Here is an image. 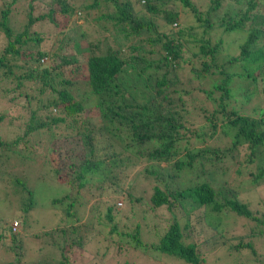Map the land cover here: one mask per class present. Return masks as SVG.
Listing matches in <instances>:
<instances>
[{
	"label": "trees",
	"instance_id": "trees-1",
	"mask_svg": "<svg viewBox=\"0 0 264 264\" xmlns=\"http://www.w3.org/2000/svg\"><path fill=\"white\" fill-rule=\"evenodd\" d=\"M19 1H23L22 14ZM24 1L0 0V83L8 86L2 99L13 103L24 98L20 108L26 114L14 138H0V181L5 177L18 194L22 222L35 204V191L24 176L16 175L9 160L16 157L20 166L35 164L33 155L38 150L32 142L39 138L46 141L39 150L47 151L41 164L51 167L54 180H48L64 190L47 203L57 211L63 227L43 232L44 237L58 233L60 239L72 233L69 248L89 244L88 236L71 226L79 222L85 201L97 197L91 208L95 212L103 208V215L97 213L99 224L102 219L111 223L107 228L110 244H116L114 236L117 243L124 238L127 247L184 264H203L204 256L218 249L230 259L246 250L254 262L264 264L254 250V240L264 238V213L256 215L239 201L237 185L213 188L201 180L205 170L223 173L218 161L235 159L233 149L245 145L247 154L235 172L242 168L253 188L264 184V106L255 110L256 118H250L230 105L236 98L247 101L256 91L255 81L264 80V0H197V4L191 0H82L77 5L51 0L44 10L40 4L32 7L34 0ZM177 4L187 11L184 17L187 13L193 17L195 26L171 27L183 22ZM76 10L92 14L93 24L87 23L79 33L78 25L71 32H61L58 14L71 16ZM154 20L166 29H157ZM226 34H234L233 41H226ZM55 44L59 46L52 50ZM62 47L69 53H63ZM183 68L195 87L179 86L178 72ZM234 79H245L250 85L231 87ZM203 80L209 81V90L200 87ZM194 90L205 96L196 108L207 114L203 116L209 122L207 129L188 120L184 98L191 100V107L196 101ZM213 92H218L217 98ZM3 119L0 114V124ZM207 139L211 144H220L221 139L231 144L220 150L207 145ZM18 150L26 151L25 161ZM131 158L150 166L141 169L153 183L149 208L165 207L171 214H181L182 222L174 218L155 243L141 242L138 225L132 232L121 230L112 222L115 203L101 201L122 189L124 201L138 202L132 181L118 187L126 179L127 165L133 167ZM153 165L158 168L149 170ZM195 170L199 173L193 175ZM181 172L193 175L187 187H182ZM228 217L250 221L256 230L242 232L239 227L227 234L223 219ZM8 230L14 239L16 234ZM19 252L24 254L20 241L14 248L16 264H28Z\"/></svg>",
	"mask_w": 264,
	"mask_h": 264
},
{
	"label": "rangeland",
	"instance_id": "rangeland-1",
	"mask_svg": "<svg viewBox=\"0 0 264 264\" xmlns=\"http://www.w3.org/2000/svg\"><path fill=\"white\" fill-rule=\"evenodd\" d=\"M50 1L51 0H34L32 2V7L40 4L41 6H44L41 10H44L46 4H48ZM68 1L73 5H77L82 2V0ZM191 1L197 4V0ZM200 2L204 3L203 0H200ZM86 3H89V0H86ZM22 5L23 1H19L17 7L20 14L23 12ZM15 6L13 8H15ZM52 7L55 9L54 11L57 10V7L53 5ZM199 7H202V4ZM176 10H179V13L182 17L181 20H183L184 23L180 21L176 26H174V24L171 25L173 29H176L180 24L183 26L186 25V27L196 25L195 20L190 14L187 13V16L184 17L187 11L181 10L180 5H176ZM87 14L90 13H84L83 11L78 10L74 11L71 16L58 14L56 21L60 24V28L62 30L61 32H71V28L78 25L80 26L78 29L79 33L85 29V26H88L87 23L93 24V15ZM15 20L18 21L19 25H21L18 17H16ZM154 23H156V28L160 31H164L166 29V27H164L161 22L154 20ZM223 38L226 41L231 42L235 38V35L226 34L223 36ZM81 44L83 45V43ZM58 46L59 44H55L52 50H56ZM232 47L233 48H230V52L234 53L236 48H234V46ZM154 48L155 47H153L152 50H154ZM148 49L150 50V46ZM62 52L65 54L69 53L66 47H62ZM41 61L45 63L46 59L44 58V60ZM178 75L180 87L191 88L196 86L195 80L190 78L191 74L186 68L180 70ZM216 79L217 78H213V80ZM240 81L241 82H239V79H234L231 83V87H235L236 83H239L242 87L250 85V82H247L245 79ZM208 82L209 81L207 80H203L200 84V87L203 90H209ZM255 86L256 91L250 94V98L247 101L242 102L236 98L235 100H237V102L232 101L230 104L232 106H236L237 109L239 108L242 115L250 118H256L257 115L255 110L264 106V104H262V100L264 99V80H256ZM6 88H8V86L0 83V114L4 116V119L0 124V138L3 140L14 138L22 125L23 118L25 119L26 117L25 112L20 108V106L25 104L24 98L19 97L18 101L13 103L6 102L2 99L3 94L6 92L4 91ZM192 94L196 101H192L191 107V100L184 98L186 102H188V120L193 125L203 126V128L207 129L209 122L207 120L205 121L203 117L207 116V114L203 115L204 112L196 108L198 107L196 102L202 101L205 96L196 91ZM217 96L218 92H213L212 97L217 98ZM209 111L210 106L208 112ZM213 122L217 124L214 119ZM217 127L219 128V126ZM216 136L217 133L213 135L214 138ZM34 140L35 139H31L30 141L32 142ZM211 142V139L206 140L207 145L220 146V150L225 149L228 143L231 144L230 141L227 140L225 142L223 139L220 140V144H211ZM32 143L33 146H35L36 151L38 150L37 154L33 155L35 158L34 162H36L35 164L31 163L27 164L26 166H20V164L17 163L18 160L16 157L10 158L9 160L15 167L16 175L18 177L24 176V179L27 180L28 185H30L35 191V204L33 205L32 211L27 214V218L24 220V222H22V205L20 204V199L17 198L18 194L13 193V186L12 184L5 181V177H3V179L0 181V219H4V224L1 225L0 223V264H16V259L18 258L15 259L14 248L15 244H19V241L21 247L24 248V254H21L22 252H19V254L22 255L23 260L28 264H33L34 261H40L42 262L41 264H59V262H61V264H184L179 260L167 257L162 254H157L150 250H139L127 247L125 245L124 238H121L120 243H117L118 238L114 236L112 240L115 241L116 244L108 243L107 228L111 223H108L102 219L100 220L101 224H99L97 213L99 212L101 215H103V208L101 207L97 212L91 208L92 204L97 203V197L91 199L90 201H85L78 213L79 222L76 224L78 226L75 227V224L71 226V228H75L81 236H88L86 238L89 240V244L83 246V248L81 246L69 248L67 244L73 240L72 233H68L70 235L63 236L60 239L58 237V233L53 234V237L50 236V238L49 236L44 237L43 232H49L50 230L56 229L57 227H63L62 221H60V219L56 216L57 213L55 212L57 211H53L47 206L49 204V198L62 195L64 190L57 184L53 183L54 181L51 182L48 180L49 178H52L50 165L48 163L45 165L41 164V162L44 161V156L46 155L47 151L46 149L43 151L39 150V146L46 145V141L38 138L36 142ZM17 152L19 155H21L20 158L25 161L27 158L26 151L18 150ZM231 153H233L234 157L236 156L235 159L222 158V160L218 161V166H221L224 169L223 173L205 170V176L201 180L210 182L213 188H216V186L219 184H223L224 186L225 183H229L231 187H235V185H237V189L239 190V192L237 191L239 201L246 204L248 209L253 211L256 215L264 213V184L257 188H253L249 185L248 175L245 171H243L242 168H240V173L235 172L237 166L244 162L245 155L247 154L245 145L233 149ZM130 164L133 165V167L127 165L126 179L124 178V181L119 182L118 187H124L126 182L132 181L135 186L134 194L140 198L138 202L129 203L128 201H124L122 189L121 191L117 192V194L114 192L108 199L101 197V201L104 202L105 205L112 202L115 203L114 206L116 212L113 213L112 222H117V224L120 225L121 230L132 232L133 229L138 225L137 228L140 232L141 242L155 243L157 235L160 234L162 230L166 228V225L171 223L174 218L180 223L182 222V219L180 218L181 214H171L165 209V207H160L153 210L150 209L148 197L153 183L151 178H146L143 176V172H141V169L146 163H142L131 158ZM145 167L148 168L150 166L146 165ZM160 167H164V165H160ZM157 168V166L153 165V167L149 168V170H156ZM138 171L139 174L136 179L135 174ZM207 171L211 172L210 177ZM194 173H199V170H195L193 175ZM193 175H187L186 173L182 172L179 174L182 187H187L189 185V180L193 177ZM210 178L212 179V182L210 181ZM52 180L54 179L52 178ZM135 183L138 184L136 185ZM177 186L179 188V184ZM105 200H108V203ZM191 221L194 222L193 217L191 218ZM223 222L226 225L225 232L227 234L237 232L239 227L241 228L242 232H246L248 229L256 230L253 223L247 220L240 219V221H234L232 217H228L224 218ZM15 225L17 228L14 231L12 228ZM8 227L10 232H14L12 234H16L14 239L9 237ZM22 227L23 230L21 229ZM52 241H54L53 243H55L56 246L53 245ZM254 245V250L257 253V260L259 262H264V238L254 240ZM117 247H119V249ZM219 250L222 249H218L204 256L203 264H257L253 261L250 255H247L248 251L246 250L241 251L239 257L236 259H230V257L227 258L224 254V251L222 250V252Z\"/></svg>",
	"mask_w": 264,
	"mask_h": 264
},
{
	"label": "built area",
	"instance_id": "built-area-1",
	"mask_svg": "<svg viewBox=\"0 0 264 264\" xmlns=\"http://www.w3.org/2000/svg\"><path fill=\"white\" fill-rule=\"evenodd\" d=\"M13 230H15L16 229V225L15 226H13V228H12Z\"/></svg>",
	"mask_w": 264,
	"mask_h": 264
},
{
	"label": "clouds",
	"instance_id": "clouds-1",
	"mask_svg": "<svg viewBox=\"0 0 264 264\" xmlns=\"http://www.w3.org/2000/svg\"><path fill=\"white\" fill-rule=\"evenodd\" d=\"M41 62H43V61H41ZM16 228H17V226H16ZM15 230H16V229H15ZM15 230H14V231H15Z\"/></svg>",
	"mask_w": 264,
	"mask_h": 264
}]
</instances>
